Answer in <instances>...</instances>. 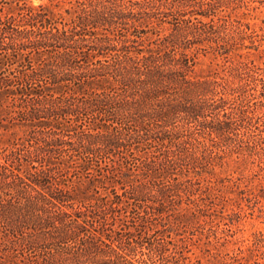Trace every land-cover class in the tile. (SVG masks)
Listing matches in <instances>:
<instances>
[{"label": "trees", "instance_id": "1", "mask_svg": "<svg viewBox=\"0 0 264 264\" xmlns=\"http://www.w3.org/2000/svg\"><path fill=\"white\" fill-rule=\"evenodd\" d=\"M258 2L0 0V264H260L218 232V169L264 163Z\"/></svg>", "mask_w": 264, "mask_h": 264}, {"label": "rangeland", "instance_id": "2", "mask_svg": "<svg viewBox=\"0 0 264 264\" xmlns=\"http://www.w3.org/2000/svg\"><path fill=\"white\" fill-rule=\"evenodd\" d=\"M33 3L48 2V0H32ZM259 8L249 10L246 20L249 21L258 34L264 33V4L255 3ZM254 4V5H255ZM253 6V5H252ZM263 37V36H262ZM260 50L252 49L250 57L259 63H264V37ZM219 176L224 181V194L229 197L225 219L219 226L221 230L232 228V236H229L224 244V252L230 255L240 254L248 256L254 254L263 257V248L255 247L254 241L257 235L264 233V163L254 165L231 166L227 169H218ZM197 253H201L197 249ZM241 264H254L253 260L244 261ZM260 264H264V257L260 258Z\"/></svg>", "mask_w": 264, "mask_h": 264}]
</instances>
